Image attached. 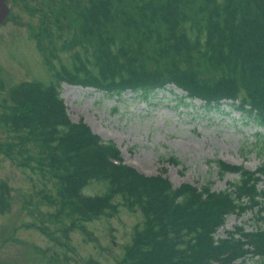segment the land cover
Masks as SVG:
<instances>
[{
  "label": "trees",
  "instance_id": "obj_1",
  "mask_svg": "<svg viewBox=\"0 0 264 264\" xmlns=\"http://www.w3.org/2000/svg\"><path fill=\"white\" fill-rule=\"evenodd\" d=\"M55 1L56 12H42L32 35L49 79L22 80L7 89L0 81L6 93L0 122L10 135L0 152L41 176L39 197L54 207L50 216L69 220L61 228V244L69 245L70 230L86 233L85 221L110 217L122 204L140 211L142 220L116 264H241L237 260L249 255L264 264V185H259L264 162L250 170L216 160L220 174H239L225 190L187 182L174 187L162 173L148 175L124 163L112 141H102L83 120L69 118L60 95L63 81L143 97L173 84L183 99H200L205 108L220 109L230 99L231 108L262 128L260 134L264 0ZM25 5L33 9L29 0ZM169 160L178 163L176 157ZM92 180L105 189L84 192ZM10 197L11 188L0 179V212L9 210ZM248 210L259 225L248 230L236 224L226 236H216L227 215ZM39 229L54 237L46 226Z\"/></svg>",
  "mask_w": 264,
  "mask_h": 264
},
{
  "label": "rangeland",
  "instance_id": "obj_2",
  "mask_svg": "<svg viewBox=\"0 0 264 264\" xmlns=\"http://www.w3.org/2000/svg\"><path fill=\"white\" fill-rule=\"evenodd\" d=\"M20 2L24 9L20 4L15 9L6 1L11 16L0 25V81L5 89L22 80L49 79L44 54L32 35L41 24L42 12H56L52 9L57 1L31 0L32 11L24 7L28 0ZM68 55L62 54L63 59ZM60 91L72 121L83 120L102 141L115 144L123 162L148 175L160 172L174 187L187 182L198 188L210 184L211 190H225L239 174H220L216 160L250 170L264 162V131L259 134L262 128L232 109L231 100L223 101L220 109L205 108L199 99H183L184 92L173 84L147 97L130 90L112 95L65 81ZM5 94L0 89V102ZM8 133L0 122V144ZM171 156L177 158V164L170 162ZM0 179L11 188L10 208L0 212V264H116L134 226L142 220L140 211L132 212L119 204L114 215L85 221L86 233L78 228L70 230L69 245L61 244V228L69 220L61 217L56 221L50 216L54 207L39 197V188L44 187L41 176L0 152ZM259 185L263 187L264 178ZM104 189L102 182L92 180L83 191L101 193ZM256 216L251 210L240 216L231 213L216 236H226L236 224L251 230L260 224ZM42 225L54 231V237L44 234L39 229ZM89 259L92 261L87 262ZM257 259L249 255L237 262L255 264Z\"/></svg>",
  "mask_w": 264,
  "mask_h": 264
},
{
  "label": "water",
  "instance_id": "obj_3",
  "mask_svg": "<svg viewBox=\"0 0 264 264\" xmlns=\"http://www.w3.org/2000/svg\"><path fill=\"white\" fill-rule=\"evenodd\" d=\"M9 8L5 4V0H0V24L6 20V16L8 15Z\"/></svg>",
  "mask_w": 264,
  "mask_h": 264
},
{
  "label": "flooded vegetation",
  "instance_id": "obj_4",
  "mask_svg": "<svg viewBox=\"0 0 264 264\" xmlns=\"http://www.w3.org/2000/svg\"><path fill=\"white\" fill-rule=\"evenodd\" d=\"M7 0H5V2H6ZM30 1V3H31V0H29ZM21 2H20V0H10V4H11V7L13 6L15 9L18 7V5L20 4ZM7 4V3H6ZM9 7V6H8ZM11 7H9V15L11 16V12H10V10H11Z\"/></svg>",
  "mask_w": 264,
  "mask_h": 264
}]
</instances>
